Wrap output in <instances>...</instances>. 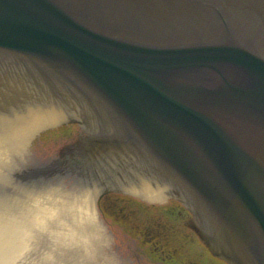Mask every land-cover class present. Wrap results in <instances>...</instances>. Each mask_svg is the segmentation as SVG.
<instances>
[{"label":"water","instance_id":"1","mask_svg":"<svg viewBox=\"0 0 264 264\" xmlns=\"http://www.w3.org/2000/svg\"><path fill=\"white\" fill-rule=\"evenodd\" d=\"M263 54L264 0H0V264H127L96 208L110 181L182 189L217 255L264 264ZM82 112L129 143L48 163L74 135L34 133Z\"/></svg>","mask_w":264,"mask_h":264},{"label":"flooded vegetation","instance_id":"2","mask_svg":"<svg viewBox=\"0 0 264 264\" xmlns=\"http://www.w3.org/2000/svg\"><path fill=\"white\" fill-rule=\"evenodd\" d=\"M84 124L74 122L51 130L64 127L63 133L70 130L75 139L72 146L47 157L48 163L70 167L85 157L86 152L93 154L83 142L100 131L90 130ZM127 165L124 161L120 166ZM118 178L125 177L120 172ZM102 190L109 191L98 200L99 211L120 247L127 248L123 252L127 264H231L213 251L212 248L219 247L220 240L194 200L186 199L182 189L175 191L178 196L166 201H150L142 192L124 189L111 181L104 182ZM121 233L125 237L131 234L128 245L120 242Z\"/></svg>","mask_w":264,"mask_h":264},{"label":"rangeland","instance_id":"3","mask_svg":"<svg viewBox=\"0 0 264 264\" xmlns=\"http://www.w3.org/2000/svg\"><path fill=\"white\" fill-rule=\"evenodd\" d=\"M119 237H120V242H122L123 245H128L129 241H131V234H129L128 237H125L121 233V234H119ZM111 249L114 253H116L117 255L122 256V257H125L123 252H127V248L122 249L120 247L119 241L118 240L116 241L115 239H113Z\"/></svg>","mask_w":264,"mask_h":264}]
</instances>
